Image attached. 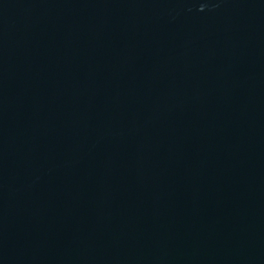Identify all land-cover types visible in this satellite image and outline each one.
<instances>
[{
    "label": "water",
    "instance_id": "95a60500",
    "mask_svg": "<svg viewBox=\"0 0 264 264\" xmlns=\"http://www.w3.org/2000/svg\"><path fill=\"white\" fill-rule=\"evenodd\" d=\"M0 264H264V0H0Z\"/></svg>",
    "mask_w": 264,
    "mask_h": 264
}]
</instances>
